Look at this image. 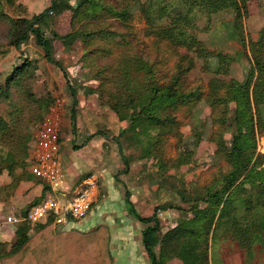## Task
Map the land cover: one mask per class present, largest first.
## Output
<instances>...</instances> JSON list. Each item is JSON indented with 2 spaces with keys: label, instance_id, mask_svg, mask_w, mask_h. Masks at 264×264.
<instances>
[{
  "label": "trees",
  "instance_id": "trees-1",
  "mask_svg": "<svg viewBox=\"0 0 264 264\" xmlns=\"http://www.w3.org/2000/svg\"><path fill=\"white\" fill-rule=\"evenodd\" d=\"M248 1L146 0L140 2V13L146 25L144 35L152 36L156 45L163 42L172 47H182L185 52L178 56L174 65L175 70L165 83H161L156 75L159 69L156 70L155 67L160 62H149L140 57L138 66L145 74L146 81L137 85L132 83L135 79L130 76V69L126 63H123L124 66L113 68L108 64L98 65L91 61L88 65V76L99 82L94 91L98 94L99 105H105L107 109L97 111L89 105L71 109L74 133L111 137L117 143L125 163L127 156L123 152V139L126 133L135 132L140 141V136L143 135L146 139V147L140 144L143 146L145 156H153L157 161V170L160 171L164 164L158 141L160 140L161 143L162 138L159 134L153 133V128L160 126L159 128L166 130L167 127L174 126L176 121L171 113L201 97L200 91L186 89L183 85L185 74L195 65V57L204 60L206 57L215 58L217 63L212 70L216 74L226 73L228 70L226 65L235 60V55L214 52L206 48L196 33L200 28L198 21L200 18L204 19L201 30H207L213 13L232 9L235 13L232 35L244 45L241 18L248 13ZM133 2L138 3L139 0H129L117 6H113L108 0H51L50 10L57 14L70 10L72 16L81 20H99L103 14H109L128 27L133 18L129 11ZM175 2L185 8L184 13L174 11ZM2 8L9 13L1 11ZM0 16L8 18L11 24L7 44L0 46V59L10 53L11 47H18L20 43L28 41L32 35L34 42L43 50L47 61L60 66L52 57L54 38L45 36L40 26L44 12L33 15L24 0H0ZM33 22L36 26L32 29ZM120 35L105 28H77L64 34H54L64 45H71L79 40L85 46L93 38H111ZM248 42L251 57L248 58L250 67L246 79L240 82L232 78L224 83L215 76L211 78L210 94L207 95L213 109L216 105H224L223 115L227 112V105L230 102L235 104L229 116L228 126L233 130L229 145L227 146L221 137L216 139L217 152L229 165L227 172L220 173L211 184L202 186L201 191L191 192L185 200L188 203L187 208L184 209L187 215L178 218L176 225L164 232L160 226V218L156 214L148 217L139 215L129 201V191L124 190L128 213L146 224L141 235L151 264H166L173 258L179 259L182 264H210L218 256L235 251L240 254L241 264H256L264 261V208L253 206L256 193L264 191V166L259 155L256 154V129L264 130V28L259 31L256 39H249ZM105 50L104 47L84 49L83 58L92 60L102 55V51ZM28 65L30 63L25 61L16 66L7 77L6 90H4L6 96L10 93L8 88L14 83V79H17ZM109 83L111 87H106ZM219 88H223L222 95L218 93ZM241 90L246 92L245 99L238 102V93ZM44 108L47 109L46 104ZM12 113L9 121L0 117V143L5 145L7 139L13 138L14 131H17L16 116ZM222 117L221 120L215 119V122L220 120V123L226 124L227 127L228 117ZM125 120L129 121L126 127L123 125ZM137 129H140L139 133ZM18 139L17 134L14 136L12 147L20 144ZM31 143H34V137ZM29 147L30 145L25 148L21 160L13 154H9L12 158H1V168L9 173H12L17 165L25 169L30 165ZM190 155L191 153L179 154L178 165L189 163ZM14 157L19 159V162L15 161ZM30 174L26 179L35 187L34 189L39 188L40 193L23 210L24 215L31 207L40 203L50 190L43 179ZM14 233L15 240L10 247L6 242L0 241V264L113 263L109 247L110 232L105 224H98L88 231L57 230L54 227V215L50 214L43 222L32 224L23 220L16 223ZM156 244L161 248L159 258H156L153 252Z\"/></svg>",
  "mask_w": 264,
  "mask_h": 264
},
{
  "label": "rangeland",
  "instance_id": "rangeland-1",
  "mask_svg": "<svg viewBox=\"0 0 264 264\" xmlns=\"http://www.w3.org/2000/svg\"><path fill=\"white\" fill-rule=\"evenodd\" d=\"M24 1L28 3L33 15L44 12L40 26L45 36L54 38L52 57L60 66L47 61L43 50L34 42L32 35L28 41L20 43L18 47H11L10 53L0 59V117L9 121L10 113L13 112L17 122V131H14L13 138L7 139V145L0 143V215L13 213L16 217L24 216L23 210L39 196L40 190L34 189L35 187L26 179V176L31 175L28 166L22 169L17 165L13 172L9 173L1 168V158H12L9 154H13L21 160L25 148L30 145L29 159L33 145L32 138L37 128L47 119L56 121L60 142H64L60 149V153H63L61 161L64 167L66 168L70 155L74 158L82 155L80 151L82 144L90 136L74 133L71 109H78L82 105H89L97 111L107 109L105 105H99L98 94L94 91L99 82L88 76V65L91 61L98 65L108 64L113 68L124 66L123 63H126L130 69V76L135 79L132 83L137 85L144 84L146 81L145 74L138 66L139 58L142 57L149 62H160L155 67L156 70L159 69L156 75L161 83H165L175 70L174 65L178 56L185 52L182 47H172L163 42L156 45L152 36L144 35L146 25L140 13L139 3L146 0L131 4L129 11L133 18L128 27L109 14H103L99 20H81L72 16L70 10H64L59 14L51 11V0ZM108 1L113 6H117L129 0ZM70 3L72 4L73 1ZM174 7L176 13L185 12V8L178 2L174 3ZM247 8V15L241 18L244 45L232 35L235 16L232 9L213 13L207 30H201L204 19L200 18L198 21L200 28L196 30V33L206 48L214 52L235 55V60L226 65L228 66L226 73L216 74L212 70L217 63L215 58L206 57L204 60L195 57V65L185 74L183 85L186 89L200 91L201 97L171 113L176 121L174 126L167 127L166 130H162L160 126L153 128V133L159 134L162 138L161 143L160 140L158 141V148L160 147L164 161L161 160L164 166L160 168V171L157 170L155 158L145 156L141 145L146 147L145 136L141 135L140 141L135 132L133 134L127 132L123 139L126 163L120 155L117 143L113 139H108L109 141L104 142L106 144L103 146L101 155L89 153L92 160V167L89 170L79 166L77 172L83 174H80L78 179L87 176L88 173L96 175L107 173L109 188L120 189L121 193L127 189L136 201L141 215L156 214L161 220L163 212L171 213V215L176 213V219L187 215L184 209L188 206L185 201L188 195L191 192L201 191L202 186L211 184L220 173H225L229 169L225 158L217 152L216 139L221 137L226 145H229L233 131L228 126L229 116L235 104L230 102L227 105V112L223 115L224 105H216L213 109L207 95L210 94L211 78L215 76L224 83L232 78L240 82L246 79L250 67L248 58L251 57L248 41L256 39L259 31L264 28V0H249ZM1 11L9 13L3 8ZM34 24L35 22L32 23V29L36 26ZM10 27L8 18L1 17L0 46L7 44ZM77 28H105L121 35L111 38H93L87 46L79 40L71 45H64L54 36L55 33L64 34ZM93 47H104L106 50L92 60H85L84 49ZM25 61H28L30 65L17 79H14V83L8 88L10 93L6 96L4 90H6L7 77L16 66ZM106 87H111V83ZM218 93L222 95L223 88H219ZM245 94L244 90L239 91L237 101L242 102ZM45 104L47 109L44 108ZM222 116L228 117L227 127L226 124L220 123ZM215 119L220 120H217V123ZM128 124V120L123 122L125 127ZM137 131L139 133L140 129ZM17 134L20 144L12 147L14 136ZM181 153H191L189 163L178 165V156ZM256 154L259 155L264 166V130L256 129ZM17 158L14 157L15 161L19 162ZM75 165H77L76 162ZM99 181L101 188L100 185L98 187L101 192L98 189V195L92 207L98 202L102 193H106V185H103L102 177ZM253 206L264 208V191L256 193ZM117 211L118 214L120 211ZM8 230L2 233L0 241L6 242L10 247L15 240L14 226H10ZM256 264H264V261Z\"/></svg>",
  "mask_w": 264,
  "mask_h": 264
},
{
  "label": "crops",
  "instance_id": "crops-1",
  "mask_svg": "<svg viewBox=\"0 0 264 264\" xmlns=\"http://www.w3.org/2000/svg\"><path fill=\"white\" fill-rule=\"evenodd\" d=\"M108 139L112 140L111 137H104L99 134L87 138L80 149V151H82V155H78L75 158L72 157L73 155H70L71 157L66 162V168L61 161L63 153H60L61 144L64 142H60L58 157L61 161L62 168L65 173L66 184L64 187V191L66 192V197H71L74 194L75 190L79 188L82 179L86 177L85 176L78 179V176L80 174H83L77 172V170H79V166H81V168H84V170H89V168L92 167V160L89 157V153L94 152L98 156L101 155L103 146L104 144H106L104 142L109 141ZM77 152L78 154H80L78 150ZM75 162L77 165H75ZM88 174L92 175L94 173ZM98 174L99 176H97ZM98 174H94L98 179L97 184L98 186L100 185L99 180L102 177L103 185H106V193H102L103 195L100 196L98 202L90 209L85 219L81 221H69V223L66 225V229L88 231L98 224H105L109 228L110 232L109 247L111 255L113 257L112 264H151L147 252L144 248L141 235V231L146 226V224L136 220L128 213L124 193H121L120 189L109 188L107 182V173ZM99 191L101 192L100 189ZM129 201L133 205L135 211L139 215H141L139 213V207L137 206L134 198L130 196V193ZM116 210H118L117 212H120L117 214ZM148 216L151 215L143 217ZM161 217L163 219H160V226L163 232L173 228L177 223V219L179 218L178 217L176 219V213H172L171 215V213L169 214L167 212H163V215H161ZM153 252L156 258H159L161 256V248L159 244H156L153 247ZM166 264H182V262L177 258H173ZM210 264H241L240 254L238 251H235L227 255H221L220 257L218 256L214 261H211Z\"/></svg>",
  "mask_w": 264,
  "mask_h": 264
},
{
  "label": "built area",
  "instance_id": "built-area-1",
  "mask_svg": "<svg viewBox=\"0 0 264 264\" xmlns=\"http://www.w3.org/2000/svg\"><path fill=\"white\" fill-rule=\"evenodd\" d=\"M54 121V120H53ZM47 119L37 128L30 152V172L44 180L50 190L46 197L31 207L24 216L13 213L0 215V236L9 231L10 226L27 220L32 224L43 222L50 214L54 215V227L66 229L69 221L86 218L98 195L97 176H86L71 197H66L65 173L58 157L60 136L56 121Z\"/></svg>",
  "mask_w": 264,
  "mask_h": 264
}]
</instances>
